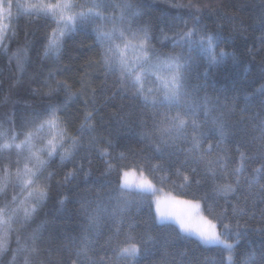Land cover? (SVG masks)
Listing matches in <instances>:
<instances>
[{"label": "snow or ice", "instance_id": "obj_1", "mask_svg": "<svg viewBox=\"0 0 264 264\" xmlns=\"http://www.w3.org/2000/svg\"><path fill=\"white\" fill-rule=\"evenodd\" d=\"M169 6L187 8L192 24L184 21L180 28L168 23L167 31L161 28L156 37L143 22L145 6L138 0H0V55L9 64L14 60L18 73L25 74L29 61L27 33L24 45L15 51L9 44L18 36L21 20L44 29L39 53L44 60L59 61L66 38L90 36L89 47H95L97 58L89 65L112 77V96L128 102V111L117 123L134 128L150 153L146 156L141 149L131 158L124 152L114 157L111 139L97 134L99 109L91 106L96 104L95 91L91 100H84L79 116L72 117L68 107L87 96L86 81L82 77L77 89L49 72L43 86L32 91L50 102L0 122V264H51V249L45 260V250L37 244L43 224L30 236L26 233L47 206L57 176L54 168L66 169L56 180L63 188L90 175L84 161L91 165L93 154L103 162L105 174H117L116 187L105 196L78 199L83 223L78 236L67 238L68 264H199L195 258L186 259L187 252L169 251L176 241L192 238L206 249H219L220 264H225V252L226 264H264V247H238L244 235L241 219L247 223L259 216L258 231L264 234V101L245 119L252 102V96L245 95L240 120H235L238 97L230 101L219 93L209 95L213 70L228 60L236 63L237 57L221 47L219 32L201 26L199 14L206 5L170 0ZM243 31V26L233 28ZM157 40L170 41L173 51H180L165 53ZM260 42L264 47V35ZM256 93L264 97V84ZM226 141L235 144V155L222 147ZM255 160L259 166L249 173L248 162ZM157 178L181 189L195 185L197 192L191 199H179L181 193L161 199ZM200 186L202 195L197 194ZM149 197L155 199L149 202ZM66 199L58 198L61 207ZM133 204L138 209L147 204L149 214L136 235L137 221L130 216ZM101 238L110 256L99 255Z\"/></svg>", "mask_w": 264, "mask_h": 264}, {"label": "trees", "instance_id": "obj_2", "mask_svg": "<svg viewBox=\"0 0 264 264\" xmlns=\"http://www.w3.org/2000/svg\"><path fill=\"white\" fill-rule=\"evenodd\" d=\"M138 2L145 6L143 22L151 25L153 35L156 37H160L161 28L167 31L168 23L174 22L180 28H183L184 21H188L189 26L192 24L189 10L187 8H171L170 0H138ZM178 2L187 4L189 0H178ZM193 2L206 5L199 14L201 26L206 27L209 31L219 32L224 41L221 47L230 53H235L237 57L236 63L228 60L213 70L207 82L208 94L215 96L219 93L222 97L227 96L230 101L232 97H238L239 107L235 120H240L239 109L244 107L243 97L245 95L252 96L251 107L245 113V119L250 115H255L261 102L264 101V97H261L259 93L253 95L255 89L264 84V80L260 79L261 69L264 66L261 63L264 60V47L260 42V37L264 35V23H262L264 0H193ZM241 26L244 29L242 34L233 32L234 27L239 29ZM26 33L27 41L30 43L29 61L25 74L16 71L14 60L9 64L7 57L0 55V122L13 115L19 117L24 115L26 110L30 112L33 108L42 107L50 102L47 98L34 95L32 91L43 86L49 72H54L58 79H67L70 83H74L77 89L80 87L83 77L86 81L87 96H80L73 100L68 107V114L78 117L83 110L84 100H91L94 90L96 104L91 106L99 109L96 115L97 134L106 140L111 139L112 148L110 151L113 156L118 157L120 152H124L131 158L132 154H139L141 149L144 150V155H150L134 128L117 123L120 116L128 111V102L121 100L119 96H112V93L116 91L112 77L106 78L103 70L96 64L89 65L90 59L97 58L95 47H89L93 44L89 35L77 34L66 38L59 61H54L41 59L39 55L44 41V29L39 26V23L28 24L25 20H21L18 26V36L9 44L10 51H15L24 45ZM156 43L157 47L165 53L175 54L180 51L179 48L173 51L170 41L157 40ZM249 49L252 50V53L249 52ZM253 55L255 59H253ZM58 99L62 100L63 96L60 95ZM224 146H227L235 155L234 143L226 141L222 147ZM92 161L91 165L87 164V160L84 161L85 170L91 169L87 178L80 176L63 188L57 185L56 180L62 179L66 169L54 168L57 171V176L52 182L47 206L39 211L26 233L30 236L38 225L43 224L37 244L45 250L43 253L45 260L48 259L46 250L51 249V264H68L69 252L65 248L67 238L78 236L83 223V218L78 211L80 207L78 199L81 197L94 198L97 194L105 196L116 187L117 174L115 172L110 175L105 174V166L96 154L92 155ZM259 163V160L249 161L248 172L251 173L253 168L259 166ZM70 167L71 165H69ZM173 179L175 177L170 176V180ZM154 183H156L159 193L172 196L181 193L178 196L179 199H191L192 194L197 192L195 185L191 190H188L179 188L178 184H162L158 178ZM203 190L204 187L200 186V191L197 194L202 195ZM159 193L158 196H160ZM64 197L67 199L65 205L61 207L58 198L63 199ZM153 198L149 197V202ZM152 211L154 215V204ZM130 216L137 221V229L134 233L136 235L145 228L144 221L149 219L147 204L139 209L136 204H133ZM240 224V230L244 235L241 237L239 249L243 250L247 246L259 251L264 247V234L258 231L259 216L247 223L241 219ZM103 243L104 238H101L97 244L99 255L110 256L111 252L102 247ZM177 249L188 253L186 259L195 258L199 264H220L222 259L219 249L215 247L206 249L194 238L189 241H176L175 247H170L169 251L175 252ZM226 256L225 252L223 254L225 264ZM148 259L151 260L152 257Z\"/></svg>", "mask_w": 264, "mask_h": 264}, {"label": "rangeland", "instance_id": "obj_3", "mask_svg": "<svg viewBox=\"0 0 264 264\" xmlns=\"http://www.w3.org/2000/svg\"><path fill=\"white\" fill-rule=\"evenodd\" d=\"M130 179H132V180H134L135 179V177H130ZM159 193V192H158ZM160 194V198L161 199H163V198H165V197H167V196H170L169 194H165V193H159ZM172 196V195H171ZM155 198H153L152 200H154Z\"/></svg>", "mask_w": 264, "mask_h": 264}]
</instances>
